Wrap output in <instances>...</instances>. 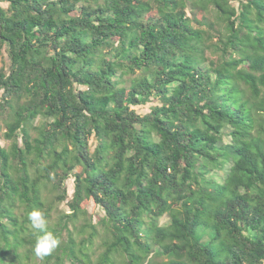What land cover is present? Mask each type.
Here are the masks:
<instances>
[{
  "label": "trees",
  "instance_id": "trees-1",
  "mask_svg": "<svg viewBox=\"0 0 264 264\" xmlns=\"http://www.w3.org/2000/svg\"><path fill=\"white\" fill-rule=\"evenodd\" d=\"M4 57L0 264H264V0H0Z\"/></svg>",
  "mask_w": 264,
  "mask_h": 264
},
{
  "label": "clouds",
  "instance_id": "clouds-1",
  "mask_svg": "<svg viewBox=\"0 0 264 264\" xmlns=\"http://www.w3.org/2000/svg\"><path fill=\"white\" fill-rule=\"evenodd\" d=\"M28 219L32 228L39 233L34 244V255L39 259L51 255L59 246L60 239L51 231H48V219L45 213L39 208H33L28 213Z\"/></svg>",
  "mask_w": 264,
  "mask_h": 264
},
{
  "label": "rangeland",
  "instance_id": "rangeland-1",
  "mask_svg": "<svg viewBox=\"0 0 264 264\" xmlns=\"http://www.w3.org/2000/svg\"><path fill=\"white\" fill-rule=\"evenodd\" d=\"M2 65H5V66H8V65H9V60H8L7 57H4L3 59L0 60V66H2ZM149 107H150V104H147V105H145V106H140V107H138V110L141 111V112H146V111H148ZM5 131H6V129L3 127L2 131H1V132H2V135H3L2 142H3L5 145H9V144H10V141L7 140V139L5 138V136H4ZM89 209H90V211H98V207H94L93 204H91V205L89 206ZM161 222H162V223H166V222H168V218H163Z\"/></svg>",
  "mask_w": 264,
  "mask_h": 264
}]
</instances>
